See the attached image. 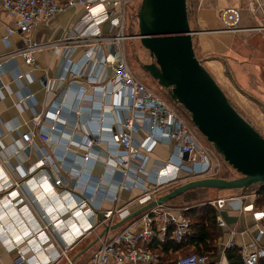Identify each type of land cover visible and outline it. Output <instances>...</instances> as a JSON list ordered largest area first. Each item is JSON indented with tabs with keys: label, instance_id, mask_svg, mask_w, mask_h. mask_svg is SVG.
<instances>
[{
	"label": "built area",
	"instance_id": "1",
	"mask_svg": "<svg viewBox=\"0 0 264 264\" xmlns=\"http://www.w3.org/2000/svg\"><path fill=\"white\" fill-rule=\"evenodd\" d=\"M128 1L0 0L1 8L12 17V24L7 27V33L22 34V44L16 49L15 54L20 56L28 66L36 65L35 54L38 50L55 45L61 46L66 53L67 63L59 77L60 80H64L68 75L86 76L87 80L95 81L94 75L90 72L91 66L97 65L101 68L112 69V76L107 82L103 85H96V88L100 89L101 93H104L108 88L114 93H123L128 102L125 108L126 114L118 124L114 126L113 123L109 124L107 136L101 135L100 129H95L90 132L89 137H85L83 142L89 147L106 144L104 152L107 155V160L104 166L112 174L117 173L121 177L116 193L110 197L111 202L115 204L119 200V192L125 186L136 185L140 186L141 190L134 201L139 207H142L165 194L161 192V189L177 181L180 172L187 174L190 179L211 177L215 173H213V163L209 153L199 143L188 122L163 98L143 84L130 70L123 51V43L128 38L124 33L125 4ZM244 1L250 17L256 23L245 30L264 32V0ZM74 7L82 8L84 14L79 24L69 29L61 39L56 42L41 43L31 37L32 31L40 21ZM239 9L240 7L233 6L220 10L219 19L227 30L241 29L238 27ZM106 24V31H103L102 28ZM101 42L106 43L107 50L103 51L97 48ZM77 48H84L82 57L78 61L72 62L70 61L71 54ZM54 50L56 51V49ZM68 89H72V87L69 85ZM75 91L78 101H83L86 98L85 88L80 87ZM62 111L60 104L53 109L50 129H54L58 124L57 120L60 119ZM80 111H82V106L78 105L72 113L78 115ZM142 126L146 129L151 143L168 142L175 147V157L157 166L150 175L144 171V162H134L139 159V153L133 138L135 132ZM33 136L46 142L51 139L48 133L40 129L36 132L28 131L20 134L22 143L18 148L28 147ZM41 153L42 157L37 167L51 162L43 151ZM88 158L85 153L84 160ZM185 161L190 164L186 165ZM4 162L0 157V169L3 168ZM111 173H109L110 178ZM140 173L143 175L141 176ZM22 183L29 191L40 188L43 189L42 192L52 193L53 203L57 201L61 203L54 204V207H52L53 205L46 207L47 211L44 212L41 225H21L20 228L24 230H19L20 239L17 241L12 239L13 242L6 245L8 251L14 252V259L20 258L27 264H42V262L56 259L61 255L60 252L52 255L55 250L47 252L44 261L42 260L44 258L39 259L34 252L31 257H25L22 249L18 248L24 239L27 240V245L31 244L30 247L33 251H36L34 250L36 240L40 241L42 245L45 242L51 245L50 237L44 233L47 230V224L56 229L55 234H62V238L71 241L95 227L96 223L102 230L104 227L107 228L97 240L99 241L97 250L81 264H169L160 259L161 246L168 242L184 243L191 231V220L184 214L190 206L177 207L169 203L149 207L126 220L119 227L111 229V226L120 221L121 207L116 205L110 208H102L101 205L92 206V202L96 201L99 196L97 189H93L92 193L90 191L88 193L78 192L81 195L78 196L71 191L57 189V186L62 185L61 178L52 179L46 174L27 183L18 181L11 175H0V192H6L4 203L0 200V208L6 212L14 208L11 192H15V190L22 192ZM248 196L252 197V202L241 204L238 212L248 213L253 221V226L238 230L226 221L222 211L230 202L241 201ZM256 197L257 188L253 186L249 191L245 190L243 195L241 193L239 196L205 200L204 202L210 205L216 213L215 224L219 228V235L216 239L217 257H211L208 253L189 252L179 255L174 264H229L226 251L235 246L239 248L243 264H259V260L264 257V204L257 206L255 204ZM98 210L101 211L102 217L95 222V211ZM50 211L55 212L50 215ZM67 214L76 218L77 222L70 226L63 224L66 231H58L59 226L56 221H60L62 217L68 219L69 215L66 216ZM19 224L21 222L17 223L18 226H20ZM251 229H253L252 232ZM32 231H34L33 235H31ZM245 237L248 239L245 240ZM43 247L46 248V246ZM61 252L66 257L62 248ZM66 259L69 264H74L67 257Z\"/></svg>",
	"mask_w": 264,
	"mask_h": 264
},
{
	"label": "crops",
	"instance_id": "2",
	"mask_svg": "<svg viewBox=\"0 0 264 264\" xmlns=\"http://www.w3.org/2000/svg\"><path fill=\"white\" fill-rule=\"evenodd\" d=\"M192 5L194 14L193 18L189 19V24L191 20L193 21V26L191 24L190 28L195 31L192 41L200 56L199 61L219 87L222 90L228 88L227 90L235 95L238 103L248 102L246 97L249 94L237 87L240 85L239 80L247 84L251 91L257 92L260 98H264V32L245 30L256 25L250 17L245 1L201 0L196 6L193 2ZM233 6L240 7L238 27L241 29L237 31L227 30L219 19L220 10ZM83 14L84 11L80 7L68 8L53 17L40 21L32 31L31 37L41 43L56 42L65 36L69 29L79 24ZM11 24L12 17L1 8L0 2V157L5 161L3 168L0 169V175H11L14 179L26 183L36 180L43 174L51 176L52 179L60 177L62 185L57 186V189L71 191L78 196H81L78 192L88 193L90 191L92 193L93 189H97L99 196L96 201L92 202V206L101 205L102 208H110L116 205L122 208L119 213L120 220L129 216L140 208L134 199L140 193L141 187L125 186L119 192V200L115 204L111 202L110 197L116 193L121 177L117 173L112 174L104 166L107 160L104 152L106 144L89 147L83 142L85 137H89L90 132L95 129H100L101 135L107 136L109 124L113 123V126L118 124L126 114L125 108L128 102L123 93H114L109 88L101 93L100 89L96 88V85H103L107 82L112 76V69L101 68L97 65L91 66L90 72L94 75L95 81L87 80L86 76L68 75L64 80H60L59 77L63 73L67 60L63 48L55 45L38 50L35 54L36 65L30 67L15 54L16 49L22 44V34L17 32L8 34L7 27ZM106 28L107 24L103 26V31H106ZM97 48L105 51L107 45L101 42ZM83 51L84 48L74 50L70 61H78ZM222 59L227 65L222 62ZM229 65L236 66L235 69H238V65L242 67V77L236 79L235 75H231L227 68ZM69 85L72 89H68ZM80 87L85 88L86 91V98L83 101L77 100L78 96L75 91ZM234 90L237 92L233 93ZM249 97L251 101L260 103L253 98L254 96ZM58 104L61 105L63 111L60 119L57 120L58 124L54 129H50L52 111L58 107ZM78 105L82 106V111L74 115L72 112ZM39 129L48 133L51 138L49 142L33 136L28 147L18 148L22 143L20 134L28 131L36 132ZM133 140L139 153V159L134 162H144V171L149 175L156 170L157 166L175 157V147L172 144L161 141L151 143L143 126L135 132ZM42 151L51 162L37 167ZM85 153L89 157L87 160H84ZM109 173L112 174L111 178ZM181 173L183 172L179 173L177 181L170 185L178 186L182 181L192 180L187 174ZM22 190V192L19 190L11 192L14 208L7 210L8 212L0 208V264H27L20 258L14 259V252L8 251L6 245L12 239H20L19 230H24L20 228L21 225H41V219H44V212L47 211L46 207L61 204L59 201L53 203L52 193L42 192L43 189L34 188L29 191L22 183ZM240 192L231 196H239ZM5 195L6 192H0L2 203L6 199ZM249 202H252V197L249 196L241 201L235 200L222 211L224 218L226 216L230 221L228 223L238 230L253 226L248 213L238 212L241 204ZM95 214L94 221L96 222L101 219L102 213L98 210ZM66 219L67 217H62L59 223L57 222L61 227L57 229L58 231L64 232L66 231L65 226L72 225L68 223L69 218L65 221ZM20 222L18 226L17 223ZM97 225L98 223H96V229L93 227L86 232L99 230L101 227ZM51 230L56 229L51 227ZM101 231L102 228L95 234L90 244L97 239ZM88 235L83 234L77 240L71 241L62 238V234L56 233L54 244L48 245L46 242L44 245H38L46 246V248L42 247V250L33 251L27 247H21V249L27 248L24 251L25 257L39 253L36 256L42 259L47 252L55 250L52 255H56L57 252H61L62 248L65 249L66 257L70 261L73 260L75 264V262L79 263L77 259L82 254L81 251L77 253L75 248L80 240ZM247 239L248 237H245V240ZM71 252H73L72 255H69ZM62 256L42 262V264L62 262L67 264L66 257ZM42 260L45 261V258Z\"/></svg>",
	"mask_w": 264,
	"mask_h": 264
},
{
	"label": "water",
	"instance_id": "3",
	"mask_svg": "<svg viewBox=\"0 0 264 264\" xmlns=\"http://www.w3.org/2000/svg\"><path fill=\"white\" fill-rule=\"evenodd\" d=\"M137 22L138 33L132 36L139 40L148 59L140 64L141 68L167 91L174 104L188 113L192 127L239 176L188 180L140 207L111 229L145 209L167 203L191 189H237L243 195L252 185H264V136L230 104L223 90L196 58L192 41L195 31L190 28L186 0H141ZM106 230L104 227L92 244Z\"/></svg>",
	"mask_w": 264,
	"mask_h": 264
},
{
	"label": "rangeland",
	"instance_id": "4",
	"mask_svg": "<svg viewBox=\"0 0 264 264\" xmlns=\"http://www.w3.org/2000/svg\"><path fill=\"white\" fill-rule=\"evenodd\" d=\"M201 0H188L187 5H188V20L193 18V14H194V6L193 4L196 6L197 2L199 3ZM227 2H231L232 0H226ZM141 3V0H129L128 2H126L125 4V23H124V33L128 36V38L124 41V57L126 59V62L130 68V70L132 71V73L134 75H136V77L143 83L145 84L149 89H151L155 94L159 95L161 98H163L178 114H180L189 124V127L191 129V131L196 135L199 143L202 145V147H204L207 152L209 153L212 163H213V173H215V177H224L226 179H234L237 178L239 175L228 165L226 164L223 159L214 151L213 147L211 146V144H209L208 142H206V140L204 138H202L199 133H197V131L192 127L190 121H189V117L187 114H185L186 112L178 105L174 104L168 94L167 91L165 89L160 88L156 81L152 78H150L148 76V74L141 68L140 64L143 62H148V59L145 58V56L147 55V52L141 47L140 42L138 39L132 37V35H135L138 33V22H137V12H138V8L139 5ZM203 5V3H202ZM247 15V14H246ZM192 24V25H191ZM190 25L193 26V21L191 20ZM194 45V43H193ZM194 52H195V56L198 60L199 59V54L197 52V48L194 45L193 46ZM236 66H227L228 70H230V74L235 75V78L238 79L237 77H242V67H239L238 65V69H235ZM240 83V87H238V89H242L243 91L246 92V94L248 93L249 96L257 99L258 101H260L261 104L264 105V98H260L261 96L258 95L257 92L255 91H251L248 88L247 84H243V81H239ZM222 87V86H221ZM223 88V87H222ZM228 89V88H227ZM227 89H224V93L227 96L230 104L260 133L262 134V136H264V110L262 109V106L260 103L257 102H253L251 101L248 97H246L247 101H242L241 103L236 100L235 95L230 93V91H228ZM229 92V93H228ZM237 91L234 90L233 93H235ZM245 94V93H244ZM245 100V99H244ZM185 113H184V112ZM186 165H189L190 162L185 161ZM183 174V173H181ZM184 183V181L180 182ZM176 185V184H175ZM175 185H167L165 187H163L161 189V192L165 193L167 191L170 190V188L172 186ZM250 190V188H249ZM248 190V191H249ZM239 192V190L237 189H212V188H199V189H191L188 190L186 192H184L183 194L173 198L172 200H170L169 204L177 206V207H182V206H187V205H191L195 202H198L202 199H213L216 197H223V198H228L231 195H234L235 193ZM248 193V192H247ZM241 195V192H240ZM69 214H67L66 216H68ZM225 219L227 222H230L226 216ZM67 221V219L65 220ZM59 223V221H56ZM55 222V223H56ZM60 224H63L62 222H60ZM58 226V225H57ZM60 226V225H59ZM51 225L47 224V230L46 233L48 235V237H50L52 244H54L56 241V236H55V231L51 230ZM59 229L61 227H58ZM96 229V227H95ZM101 228H99V230L95 231V230H91L89 232H85L84 235H88V237H84L82 238V240H80V242L78 243V245L75 248V251L78 253L80 251H82L84 248L87 247L88 244H90L91 240L93 239V237L95 236L96 233H98L100 231ZM34 231L31 232V235H33ZM78 239V238H77ZM75 239V240H77ZM217 239V238H216ZM74 240V241H75ZM70 242V241H68ZM27 240L24 239V242H22L21 244L18 245V248L21 247H28L29 249L31 248L30 245H27ZM31 243V241H30ZM99 246V241H97L93 246H91L90 248H88L85 252H83L82 254H80L78 256V261L79 263H83L84 261L87 260V258L93 254L96 250L97 247ZM215 246H216V240H215ZM43 246H38L36 245L34 247V250L40 249L42 250ZM69 251V250H68ZM42 252V251H41ZM65 252V249H64ZM189 252H194V251H189ZM61 256L63 255L62 252ZM73 252H71L69 255H72ZM68 255V252H67ZM64 256V255H63ZM62 256V257H63ZM69 257V256H68ZM65 258V257H63ZM174 260V259H172ZM77 262H75V264H79ZM60 264H64L63 262Z\"/></svg>",
	"mask_w": 264,
	"mask_h": 264
},
{
	"label": "trees",
	"instance_id": "5",
	"mask_svg": "<svg viewBox=\"0 0 264 264\" xmlns=\"http://www.w3.org/2000/svg\"><path fill=\"white\" fill-rule=\"evenodd\" d=\"M187 2L188 0H186V8L188 13ZM222 62L226 64V61L223 59ZM185 114L188 115V113ZM253 186L257 188L255 204L257 206H262L264 204V185H252L246 190H249V188L251 189ZM205 200L206 199H202L189 205L190 207L184 212V214L191 220L190 234L184 243L168 242L167 244L162 245L159 250L161 261L174 264L179 255L187 254L191 250L196 253H208L211 255V257H217V247L215 246V240L219 235V228H217L215 224L216 213L210 205L204 202ZM226 257L229 264H243L239 248L237 246L228 249L226 251ZM259 264H264V257L259 260Z\"/></svg>",
	"mask_w": 264,
	"mask_h": 264
},
{
	"label": "bare ground",
	"instance_id": "6",
	"mask_svg": "<svg viewBox=\"0 0 264 264\" xmlns=\"http://www.w3.org/2000/svg\"><path fill=\"white\" fill-rule=\"evenodd\" d=\"M56 211V210H55ZM55 211H50L49 212V214L51 215V214H53ZM60 217V216H59ZM69 220H68V223H70V224H74V223H76L77 221H76V218H72V216H70L69 215ZM77 220H78V218H77ZM44 233H46V232H44ZM19 238H17L15 241H17ZM11 242H13V240H11ZM34 243V242H33ZM46 243V242H45ZM35 244H37V245H42V243L40 242V241H38V240H36V242H35ZM26 250H27V248H25ZM25 249H23L22 250V252L24 253V251H25ZM35 255H39V253H35Z\"/></svg>",
	"mask_w": 264,
	"mask_h": 264
}]
</instances>
